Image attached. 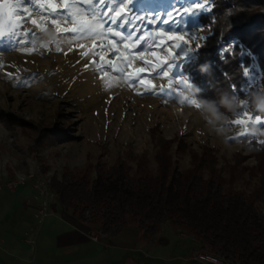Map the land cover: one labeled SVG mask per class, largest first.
<instances>
[{"label": "rangeland", "instance_id": "374dc122", "mask_svg": "<svg viewBox=\"0 0 264 264\" xmlns=\"http://www.w3.org/2000/svg\"><path fill=\"white\" fill-rule=\"evenodd\" d=\"M51 2L59 4L63 0ZM75 2L87 13L86 19L94 11L103 13L101 18L106 28H113L122 36L131 35V40L122 41L113 36L104 39V44L111 40L121 51L125 44L133 43L141 35L175 30L184 33V39L190 41L193 58L200 48L196 49L195 45L198 42L201 46L204 39H192V28L198 27L200 35H208L199 16L209 11L198 10L192 26L186 27L184 21L189 16L175 9L181 12L185 6L195 9L197 3L211 9L209 0ZM121 5L125 6L124 13L112 22ZM23 7L29 9L31 18L44 30L37 29L28 21V13L21 12L26 22L23 29L17 30L29 35L0 37V264H209L196 258L200 252L195 248L193 237L168 222L148 238H143L135 225L127 226L118 235L102 234L97 224L81 222L59 202L51 182L54 178L60 179L66 171H85L99 163L111 165L129 151L138 155L148 152L150 167L154 168V155L159 146L152 140L150 130L155 127L159 128V136L174 141L171 150L180 168L188 166L189 152L203 145L216 150L219 168L226 163L240 169L256 167L259 161L250 150V142L264 140V126L230 125L229 121L240 111L238 106L233 113L224 115L211 112L207 108L210 103L202 100L197 99L201 105L197 108L158 94L161 87H172L195 98L191 83L190 87L178 86L157 75L167 70L164 61L168 60L169 53L173 56L169 63L183 65L189 61L183 56L176 59L179 49L174 45L183 46L182 41L153 36L138 43L135 49H129L133 53L144 52L149 61L145 64L135 60L126 69H145L139 74L145 83L140 84L106 67L97 71L104 62L92 51L86 57L81 56V52L92 50L93 45L99 52V38L93 40L58 32L54 25L42 19L48 15L47 11L32 0H24ZM57 11L66 14L63 8ZM168 12H173L174 18L180 21L179 27L164 22ZM66 26L72 27L61 22V28ZM235 43L237 40L229 41L230 45ZM104 52L106 59H116L117 54L110 49L105 48ZM252 57L255 70L243 86L244 98L239 97L240 101L249 102L263 76L257 58ZM151 64L162 67L153 72ZM249 115L259 114L249 108ZM241 131H246V135H240ZM54 132L64 135H59L56 145H50L47 134ZM176 138L184 139L187 146L182 155L175 153ZM90 175L93 177L94 172ZM261 209L264 212V203ZM16 250L22 251L23 258L17 257Z\"/></svg>", "mask_w": 264, "mask_h": 264}, {"label": "trees", "instance_id": "16d2710c", "mask_svg": "<svg viewBox=\"0 0 264 264\" xmlns=\"http://www.w3.org/2000/svg\"><path fill=\"white\" fill-rule=\"evenodd\" d=\"M209 1L211 11L199 16L208 35L182 71L196 99L228 115L237 107L233 98H244L255 56L263 76L249 108L264 117V110L254 106L264 89V0ZM231 40L237 43L230 45ZM222 98L231 110L220 103ZM158 129L150 130L159 146L154 168L148 152L129 151L111 165L66 171L51 182L59 202L81 222L97 224L104 235H118L135 225L148 238L168 222L187 231L198 252L232 264H264V143L250 142L259 161L256 167L240 169L226 163L219 168L216 150L203 145L190 151L188 166L180 168L173 159L174 141L159 136ZM59 135L64 133L47 134L50 145L58 143ZM177 141L175 153L182 155L187 146L184 139Z\"/></svg>", "mask_w": 264, "mask_h": 264}, {"label": "snow or ice", "instance_id": "6c2138e0", "mask_svg": "<svg viewBox=\"0 0 264 264\" xmlns=\"http://www.w3.org/2000/svg\"><path fill=\"white\" fill-rule=\"evenodd\" d=\"M32 2L36 3L37 6L40 7L42 10L47 11L48 15L42 17V19L54 25L58 32L79 34L82 38L86 36L87 38L93 40H95L96 38L100 39L101 44L99 45V52L95 51L96 45H93L92 50L81 52V56L83 57L88 56L89 51H92L93 55L99 56L100 61L104 63H102L100 68L96 69L97 71H102L106 67L111 69L114 73H119L121 75L126 76L130 81H138L140 84H144L145 81L140 79L139 74L144 72L145 69L136 68L133 71H126V69L131 68L133 61L135 60L144 61L145 64H149V61L145 58L144 52L133 53L130 52L129 49H135L138 43L146 41L147 39H151L153 36H167L169 40L182 41L183 46H181V44L179 43L174 45L176 48L179 49L176 59H179L180 56H183L186 60H190L192 58V53L194 49L189 46L190 41L184 39V33H178L175 30L170 32L161 31L159 33H148L146 34V36L141 35L131 44H125L124 50L121 51L120 47L114 44L111 40H108V43L104 44L103 41L106 36L120 37L122 41L131 40L132 37L131 35L122 36L120 32L114 31L113 28H106L104 20L101 18L104 15L103 13H97L94 11L91 15V18L86 19L85 17L87 16V13L78 6L75 0H72V2H69V0H63V2L59 4L51 2V0H48L47 3L38 2V0H32ZM101 2H103V0H101ZM23 5L24 0H13V2H9V0H0V37L9 36L12 38H17L29 35V33L26 31L17 30L23 29V26L26 22L20 16L21 12L28 13V21H30L31 24L34 25L37 29H39L40 31L44 30L42 25L37 23V20L31 18V13L29 12V9L23 7ZM124 7V5H121L120 10L116 13V15L112 16V22H115L117 20V17H120L121 14L124 13ZM58 8L65 9L66 14L58 12ZM198 10L211 11V9L203 3H197L195 5V9L192 6H185L182 8V12L181 9H175L177 13L189 16L190 19L184 21V25L186 27L192 26L191 22L192 20L196 19V12ZM167 16L168 19L164 21L165 23L171 22L177 25V27L180 26V21L174 18L173 12H168ZM50 17L55 18L49 19ZM135 19L137 18L132 17V20ZM140 19H143V17H141ZM61 22L65 25L71 24L72 27L66 26L61 28ZM200 31L201 29H199L198 27L192 28V33L190 34L191 38L196 39L197 41L205 39V36L199 34ZM58 45L59 42H57L56 47V51L59 52L60 47ZM81 47L83 48L84 45H81ZM199 47L200 44L197 42L195 48L198 49ZM105 48L110 49L112 52L117 54L115 60L106 59V55L104 52ZM169 60H173L172 53H169L168 60L164 61L167 70L159 72L157 73V75H160L164 78H168L170 84L190 87L189 78L184 76L182 71V62L169 63ZM92 63L94 64L95 61H92ZM87 66L88 65H85V67ZM150 67L152 68L153 72H157V69L161 68L162 66L161 64H151ZM170 73L172 74L171 76ZM245 74L247 75V70H245ZM104 78H107L106 75ZM148 83H150V81H148ZM145 90L149 92L154 91L153 88H146ZM260 92L262 94L257 97L254 106L257 109L264 110V89H260ZM158 94L165 95L169 98L174 97L182 105L188 104L197 108L201 106L198 103L197 99L184 95L183 90L177 91L175 88L172 87L168 89L161 87L159 89ZM225 103L228 104L229 102L226 100ZM233 103L237 104V106L240 108V111L235 113V119L229 121L230 125H240L246 127L247 124H259L261 126H264V118H262L261 115H255L254 117L249 115L250 106L248 101L236 100L234 97ZM207 108L213 113L216 112V108L210 104L207 105ZM239 134L246 135V131H241V133ZM262 143H264V141H262Z\"/></svg>", "mask_w": 264, "mask_h": 264}, {"label": "built area", "instance_id": "2783aa9c", "mask_svg": "<svg viewBox=\"0 0 264 264\" xmlns=\"http://www.w3.org/2000/svg\"><path fill=\"white\" fill-rule=\"evenodd\" d=\"M41 214L43 215V213H41ZM196 258L199 261L207 262L209 264H232V263L226 262V261H224V260H222L220 258L214 257L212 255H209V254H206V253H203V252L197 253L196 254Z\"/></svg>", "mask_w": 264, "mask_h": 264}, {"label": "clouds", "instance_id": "9594fccd", "mask_svg": "<svg viewBox=\"0 0 264 264\" xmlns=\"http://www.w3.org/2000/svg\"><path fill=\"white\" fill-rule=\"evenodd\" d=\"M202 70L203 71H207V67L206 66H202ZM220 103L226 107H228L231 110V107H229V105L227 103H225V99H221Z\"/></svg>", "mask_w": 264, "mask_h": 264}, {"label": "crops", "instance_id": "0c3cea01", "mask_svg": "<svg viewBox=\"0 0 264 264\" xmlns=\"http://www.w3.org/2000/svg\"><path fill=\"white\" fill-rule=\"evenodd\" d=\"M15 252H16L17 257H20L21 256V252H22L21 250H16ZM20 258H23V257L21 256Z\"/></svg>", "mask_w": 264, "mask_h": 264}]
</instances>
